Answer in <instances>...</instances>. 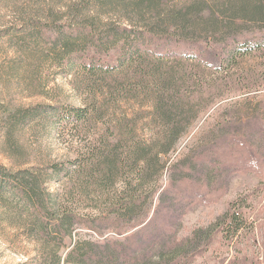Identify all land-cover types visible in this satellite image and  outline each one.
<instances>
[{
    "label": "rangeland",
    "instance_id": "1",
    "mask_svg": "<svg viewBox=\"0 0 264 264\" xmlns=\"http://www.w3.org/2000/svg\"><path fill=\"white\" fill-rule=\"evenodd\" d=\"M194 1L157 0L152 5L165 13L185 9ZM137 3L0 0L2 174L34 176L50 194L60 192L58 182L63 178L54 175L53 166L81 158L106 132L94 120L83 125L63 124L62 109L105 103L101 110L104 123L110 128L123 117L134 119L137 141L162 131L157 114L153 117L152 99L128 95L120 86L135 84L128 82L132 80L130 73L94 76L81 65L85 56L113 63L124 52L122 36H117L112 46L106 45L105 39L113 28L130 29L129 22L136 24ZM257 28L262 30L243 28V38L264 37V25ZM87 29L103 42L79 37L80 31ZM194 72L197 78L206 76L202 69ZM232 74L237 80L235 91L221 109L233 106L227 115L231 126L225 131L235 137L211 147L217 134L211 130L215 119L201 118L187 130L176 151L163 159L167 166L181 159L200 161L187 173V180L174 174L173 193L164 207L173 204L181 209V202L187 206L181 211L171 209V236L159 237L145 255L153 264H264V52L239 59ZM121 90L124 95L116 93ZM161 180L165 187L168 174L164 172ZM11 192L6 185L0 189V264H56L57 258L58 264H66L65 256L74 241L119 240L102 224L107 229L102 239L76 227L63 247L54 245L52 239L45 242L36 234L29 207ZM146 198L145 204L135 206L133 222L152 202ZM155 204L156 198L153 208ZM161 212L156 225H162L169 215ZM82 214L91 213L84 209ZM129 245L132 243L123 246L121 261L141 264L143 255L128 249Z\"/></svg>",
    "mask_w": 264,
    "mask_h": 264
},
{
    "label": "trees",
    "instance_id": "2",
    "mask_svg": "<svg viewBox=\"0 0 264 264\" xmlns=\"http://www.w3.org/2000/svg\"><path fill=\"white\" fill-rule=\"evenodd\" d=\"M140 1L134 6L136 24L129 22L130 29L113 28L105 39V44L112 46L116 37L122 36L124 52L113 63L85 56L81 65L94 76L130 73L132 80L128 82L135 84L125 88L129 85L126 82L120 86L128 95L152 99L153 117L157 114L162 131L146 141H137L134 119L123 117L110 128L104 123L101 110L105 103L62 109L59 114L63 124L83 125L94 120L106 132L81 158L53 166L54 175L63 178L58 182L60 192L50 194L36 177L5 175L0 168V189L6 185L13 197H19L29 207L36 234L45 242L52 239L54 245L63 247L64 241L74 236L76 227L102 239L107 230L102 224L119 240L125 236L123 242L74 241L65 256L66 264H124L119 256L130 242L128 249L143 255L141 264H153L145 255L159 237L171 236V209L181 211L187 206L181 202V209L173 204L164 207L173 193L174 174L187 180V173L200 161L181 159L167 166L163 159L176 151L187 130L201 118L215 119L211 130L217 134L211 147L235 137L225 131L231 126L227 115L233 106L221 109L235 91L237 80L232 73L239 59L264 52V37L243 38L242 32L249 26L262 30L257 26L264 25V0H195L185 9L166 11L168 14L161 13L157 5L153 7L157 0ZM79 37L103 42L102 38L96 39L91 29L81 30ZM199 69L207 77L197 78L194 71ZM116 93L124 95L122 90ZM164 172L169 180L165 187L161 180ZM147 196L152 202L133 222L135 206L145 204ZM84 209L91 214H82ZM160 211L169 215L162 225H156ZM58 263L60 258L56 259Z\"/></svg>",
    "mask_w": 264,
    "mask_h": 264
}]
</instances>
